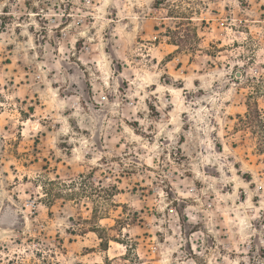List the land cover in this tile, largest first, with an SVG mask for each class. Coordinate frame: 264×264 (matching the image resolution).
<instances>
[{
	"label": "rangeland",
	"instance_id": "obj_1",
	"mask_svg": "<svg viewBox=\"0 0 264 264\" xmlns=\"http://www.w3.org/2000/svg\"><path fill=\"white\" fill-rule=\"evenodd\" d=\"M263 79L264 0H0V264H264Z\"/></svg>",
	"mask_w": 264,
	"mask_h": 264
},
{
	"label": "trees",
	"instance_id": "obj_2",
	"mask_svg": "<svg viewBox=\"0 0 264 264\" xmlns=\"http://www.w3.org/2000/svg\"><path fill=\"white\" fill-rule=\"evenodd\" d=\"M261 86L262 85L259 84L257 85V93L261 92L260 89ZM241 121L245 124L247 128L251 129L252 133L257 134L258 146H259L258 149L259 151H261V153H264V114L257 107L256 102L248 103V111L246 115L241 118ZM50 182L53 183L54 181H50ZM96 191L98 192L100 190L96 189ZM46 195L48 196V199L51 201L56 196V193L48 191Z\"/></svg>",
	"mask_w": 264,
	"mask_h": 264
}]
</instances>
